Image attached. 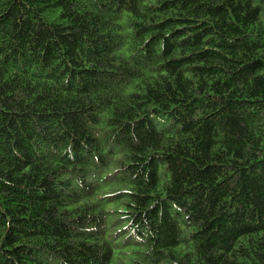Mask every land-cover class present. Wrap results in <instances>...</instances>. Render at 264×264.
<instances>
[{"label": "trees", "instance_id": "trees-1", "mask_svg": "<svg viewBox=\"0 0 264 264\" xmlns=\"http://www.w3.org/2000/svg\"><path fill=\"white\" fill-rule=\"evenodd\" d=\"M0 264H264V0H0Z\"/></svg>", "mask_w": 264, "mask_h": 264}]
</instances>
